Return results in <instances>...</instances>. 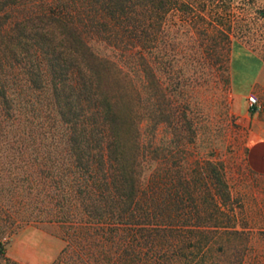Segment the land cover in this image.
<instances>
[{"label": "trees", "instance_id": "trees-1", "mask_svg": "<svg viewBox=\"0 0 264 264\" xmlns=\"http://www.w3.org/2000/svg\"><path fill=\"white\" fill-rule=\"evenodd\" d=\"M169 3L0 0V159L39 164L24 178L50 183L40 218L68 225L71 263H240L214 255L224 221L182 155L189 92L214 73L229 83L230 47L217 67L175 63L176 32L160 19Z\"/></svg>", "mask_w": 264, "mask_h": 264}, {"label": "rangeland", "instance_id": "rangeland-1", "mask_svg": "<svg viewBox=\"0 0 264 264\" xmlns=\"http://www.w3.org/2000/svg\"><path fill=\"white\" fill-rule=\"evenodd\" d=\"M169 5L171 8L162 12L160 19L165 29L172 23L176 32L175 63L217 67L220 53L229 47L231 51L234 39L264 59V0H171ZM184 53L193 57L186 58ZM189 99L191 125L186 129L184 165L196 191L208 201L213 194L218 209L224 211L216 212L224 225L216 233L221 243L215 244L214 255L239 260V264H264V174L253 172L246 164L242 105L233 96L230 84L215 73L206 84L191 89ZM168 134L166 126L159 127L157 161L162 181L166 177L162 140ZM34 166L39 164L0 159V264H7L8 259L21 264H74L62 252L68 245V225L40 218L52 188L42 177L24 178L22 170L37 171ZM152 170L149 162L147 176ZM215 171L225 179L229 196L214 178ZM219 246L224 252H219Z\"/></svg>", "mask_w": 264, "mask_h": 264}, {"label": "crops", "instance_id": "crops-1", "mask_svg": "<svg viewBox=\"0 0 264 264\" xmlns=\"http://www.w3.org/2000/svg\"><path fill=\"white\" fill-rule=\"evenodd\" d=\"M229 84L233 96L242 105L241 115L246 122V164L253 172L264 174V59L235 39L230 51ZM249 93L257 95L261 103L258 111L249 110Z\"/></svg>", "mask_w": 264, "mask_h": 264}, {"label": "built area", "instance_id": "built-area-1", "mask_svg": "<svg viewBox=\"0 0 264 264\" xmlns=\"http://www.w3.org/2000/svg\"><path fill=\"white\" fill-rule=\"evenodd\" d=\"M247 104H248L249 110L251 111H258L261 108V103L257 95L254 93H249L247 95Z\"/></svg>", "mask_w": 264, "mask_h": 264}]
</instances>
